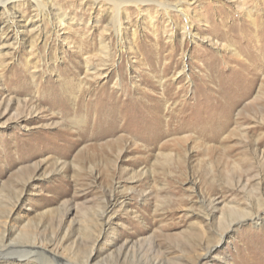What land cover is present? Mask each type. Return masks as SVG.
Returning a JSON list of instances; mask_svg holds the SVG:
<instances>
[{
  "label": "rangeland",
  "instance_id": "374dc122",
  "mask_svg": "<svg viewBox=\"0 0 264 264\" xmlns=\"http://www.w3.org/2000/svg\"><path fill=\"white\" fill-rule=\"evenodd\" d=\"M263 207L264 0H0V264H264Z\"/></svg>",
  "mask_w": 264,
  "mask_h": 264
},
{
  "label": "bare ground",
  "instance_id": "6f19581e",
  "mask_svg": "<svg viewBox=\"0 0 264 264\" xmlns=\"http://www.w3.org/2000/svg\"><path fill=\"white\" fill-rule=\"evenodd\" d=\"M5 3V5H6V2H4ZM165 6V5H164ZM178 8V7H177ZM188 24V23H187ZM189 27V26H188ZM188 27H184V28H186V29H188V33L189 34H191V37L193 36L192 35V31H191V29L190 28H188ZM193 38V37H192ZM106 50V49H105ZM237 52V51H236ZM252 54H254V53H252ZM256 56H258V55H256ZM255 56V57H256ZM260 61V60H259ZM258 62V61H257ZM249 66V65H248ZM264 208V207H263ZM262 213H264V209H262V210H260V211H258L257 213H256V215H258L260 218H263V214ZM247 214V213H246ZM244 215L243 217H245V216H247V215ZM105 216H106V218H107V216H108V213H105ZM250 216H252V215H250ZM252 218V217H251ZM110 219H111V216L109 217V218H107V220H106V222L107 223H109L110 222Z\"/></svg>",
  "mask_w": 264,
  "mask_h": 264
}]
</instances>
